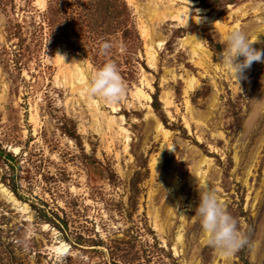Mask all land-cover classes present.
I'll return each mask as SVG.
<instances>
[{"label": "rangeland", "instance_id": "obj_1", "mask_svg": "<svg viewBox=\"0 0 264 264\" xmlns=\"http://www.w3.org/2000/svg\"><path fill=\"white\" fill-rule=\"evenodd\" d=\"M154 1L167 5L0 0V184L28 207L0 193V264H264V105L252 101L264 99V0H173L189 24L162 15L147 36ZM216 21L227 32L238 25L262 52L239 83L220 62ZM195 40L209 52L204 65L190 53ZM72 61L87 81L105 61L116 64L122 97L94 98L117 122L112 131L101 117L95 126L70 87ZM205 188L247 237L231 255L207 245L194 215ZM62 244L66 255L55 250Z\"/></svg>", "mask_w": 264, "mask_h": 264}, {"label": "clouds", "instance_id": "obj_2", "mask_svg": "<svg viewBox=\"0 0 264 264\" xmlns=\"http://www.w3.org/2000/svg\"><path fill=\"white\" fill-rule=\"evenodd\" d=\"M223 40L225 47L220 53V62L239 83V80L244 78V70L249 68L253 61H261L262 52L254 49V41L238 28L224 34ZM109 47L107 42H101L99 45L101 53L106 52ZM57 55L64 60L63 55ZM238 57L243 59L238 60ZM83 93L89 98H100L106 103L118 102L124 93V85L116 64L105 61L99 66L90 75ZM252 101L256 105H264V99ZM194 212V215L199 217L205 242L219 254L231 255L247 243V237L238 230L236 219L226 210L215 189L199 190L198 204ZM21 242L23 243V240Z\"/></svg>", "mask_w": 264, "mask_h": 264}, {"label": "bare ground", "instance_id": "obj_3", "mask_svg": "<svg viewBox=\"0 0 264 264\" xmlns=\"http://www.w3.org/2000/svg\"><path fill=\"white\" fill-rule=\"evenodd\" d=\"M172 1L173 0H167V5L163 7V10L159 7V5H157L156 1L149 3V5L147 6L148 9H146L148 11L147 13H149V14L147 15V18H146L147 20L145 21V23L143 25V33L145 35L149 36L151 34V32H152L151 26L154 25V23L162 22V18H161L162 15H165L164 17L169 16L171 19L177 18L179 20V24H181V25L184 22L186 23L185 25L189 24V20L184 21V19L182 18V14H185L186 11L182 10V9H174V7L169 4ZM206 20L211 21V19H209V18H206ZM215 23L217 24V26L220 27V30H221V32H223V34H226L227 31L229 30V28L222 26L221 23H219V21H216ZM237 26L238 25H236V28H237ZM231 28L232 27H230V29ZM188 39H192V38L189 37ZM188 39L183 40V43H187V44L190 43ZM152 48L153 47L149 48V52L147 54H149L150 64L154 65L156 63L157 59H156V52ZM190 53L192 55V58H197V60L200 63H202L203 61H205V63H208L210 61L208 50L200 42H197V40H195V43L193 41L191 42ZM72 62H77V61H72ZM66 72H67L66 74L69 78V83L71 84L70 87H72L73 90H76L79 98L83 97L84 101L87 103L88 110L91 112L92 117L94 118L95 126L101 127V125H102L101 124L102 120H100V117H101L104 120V122L106 123V125L108 126V128L112 131L114 128V125H117V122H115V120L112 117H109L107 114H105L104 112H101L99 110V106H98L99 104H98L97 100H95L94 98H89L87 95H85L83 93V88L88 82L86 79L87 70H84L83 67H81L80 64L77 62V63H73V67H71L70 70L66 71ZM145 80L143 81V84L147 85ZM193 81H194V78H191L190 81L188 82L189 83L188 87L192 86ZM134 94L140 98L141 97H144V98L149 97L141 88H137L134 91ZM213 103L214 102H212L211 106H214ZM185 104L189 110L190 104H189L188 99L185 100ZM112 109H115V107L112 106ZM200 118L202 119L203 117L200 116ZM31 119H34V115H31ZM121 120H122V118H121ZM187 126H188V124H187ZM118 128H119V125H118ZM119 129L120 130H117L115 134L119 133L128 141L129 136L124 133V128L120 127ZM155 129L158 130V132H162L164 134V138H168V131L166 129H164V127L162 126V124L160 122H156ZM168 147L171 150H173V147L171 146V144H168ZM15 151L17 152V149ZM206 161H207V159H201V161L199 163V169L201 167V164H203V163L205 164ZM0 193L3 194L4 196H6V198H8V200H10L18 208H20L21 204L16 200V198L11 194V192L8 191V189L5 188L2 184H0ZM176 202L178 203V200H176ZM20 209L22 211H27L28 207L22 206V208H20ZM165 210H166V212L167 211L169 212L168 213L169 217L173 216V212H172L171 208L169 207V205L166 206L165 209H163L164 212H165ZM183 214H181V218L183 217ZM161 216L162 215L160 213L156 214V220H157L156 225L159 226V224H160V228H158V229L164 230L165 227H164V225H161V222H160ZM176 243L183 245V235L180 232L176 236ZM173 247H174L173 249L175 251L174 253H177L176 245H174ZM55 250H58L63 255H66V253L68 251L67 246H65V244L57 246ZM62 254L59 256V258H61Z\"/></svg>", "mask_w": 264, "mask_h": 264}]
</instances>
